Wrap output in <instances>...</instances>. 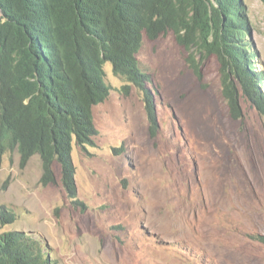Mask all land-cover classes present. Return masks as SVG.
Segmentation results:
<instances>
[{
    "label": "rangeland",
    "instance_id": "1",
    "mask_svg": "<svg viewBox=\"0 0 264 264\" xmlns=\"http://www.w3.org/2000/svg\"><path fill=\"white\" fill-rule=\"evenodd\" d=\"M264 70V3L243 0ZM157 95L153 133L142 93L106 62L99 134L74 145L77 197L44 185L34 155L0 153V203L18 214L3 230L42 239L59 264H264V114L240 95L235 117L215 56L169 32L138 53ZM201 69L202 76L194 70Z\"/></svg>",
    "mask_w": 264,
    "mask_h": 264
},
{
    "label": "trees",
    "instance_id": "2",
    "mask_svg": "<svg viewBox=\"0 0 264 264\" xmlns=\"http://www.w3.org/2000/svg\"><path fill=\"white\" fill-rule=\"evenodd\" d=\"M250 30L243 0H0V153L17 149L22 165L39 155L44 185L57 182L58 163L75 201L73 149L95 145L93 110L111 92L105 63L125 80L126 93L132 85L142 93L154 133L157 95L137 55L145 39L169 32L215 56L236 118L242 94L264 114V70ZM17 219L0 203V264H59L40 237L3 230Z\"/></svg>",
    "mask_w": 264,
    "mask_h": 264
}]
</instances>
